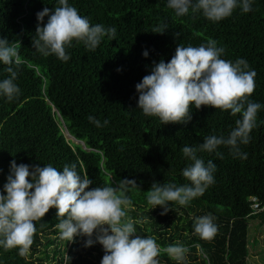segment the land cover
I'll use <instances>...</instances> for the list:
<instances>
[{
	"label": "trees",
	"instance_id": "1",
	"mask_svg": "<svg viewBox=\"0 0 264 264\" xmlns=\"http://www.w3.org/2000/svg\"><path fill=\"white\" fill-rule=\"evenodd\" d=\"M69 3L92 24L117 31L115 39L105 36L94 52L74 41L67 49L70 59L64 62L54 55L44 57L32 43L40 23L37 13L44 8L54 11L57 0H0V37L20 43L22 60L16 80L20 95L11 102L0 98V191L13 160L17 165L51 164L61 170L75 163L77 171L93 181L90 188L135 180L137 185H130L126 193L132 200L127 218L133 220L136 235L152 237L159 244L160 264H177L167 254V248L177 244L189 250L185 264H249L251 221L264 224V210L255 211L252 200L256 197L264 204V109L257 114L250 143L241 145L247 159L235 158L223 146L219 149L223 158L198 152L205 164L209 160L216 164L214 184L189 206L169 202L173 210L161 215L160 206L151 210L147 203L152 184L190 183L182 175L191 163L182 147H199L209 135L227 136L241 116L202 106L191 109L192 119L186 125L162 124L138 109L136 84L155 63L169 62L179 45L198 47L211 38L225 49L223 59L247 60L256 73L249 99L264 104V0H255L253 11L237 9L220 22L191 11L178 17L167 0ZM160 24L167 30L153 33ZM5 68L0 64V79L8 76ZM90 115L101 125L104 120L109 123L97 127ZM66 131L80 143L68 139ZM56 212L51 208L36 222L33 244L24 255L18 248H0V264H101L105 252L99 243L85 247L87 237L60 239ZM207 214L218 226L210 240L194 232L195 219Z\"/></svg>",
	"mask_w": 264,
	"mask_h": 264
},
{
	"label": "clouds",
	"instance_id": "2",
	"mask_svg": "<svg viewBox=\"0 0 264 264\" xmlns=\"http://www.w3.org/2000/svg\"><path fill=\"white\" fill-rule=\"evenodd\" d=\"M57 3L59 6L54 11L44 8L37 13L40 23L32 43L44 57L54 55L67 62L70 59L67 49L74 41L94 52L105 36L115 39V27L92 24L69 0H57ZM254 3L255 0H167V7L178 17L191 11L202 14L209 21L220 22L231 17L237 9L242 13L253 11ZM45 17H48L46 24L43 23ZM166 30L167 25L160 24L152 32L163 34ZM19 46L20 43L0 37V64L6 66L8 73L7 78L0 79V98L9 102L21 93L16 83L22 64ZM224 53L225 49L218 47L217 41L211 38L198 47L179 45L169 62L155 63L151 73L136 84L138 109L146 116L157 117L162 124L186 125L192 119L191 109L202 106L241 116L227 136L209 135L199 147H182L183 156L191 161L182 175L190 183L152 184L147 191V203L152 206L151 210L160 206L161 215L173 210L169 202L189 206L214 184L216 164L212 160L205 164L198 152L215 153L223 158L219 151L223 146L235 158L247 159L241 145L250 143L251 132L257 127V114L264 109V104L249 99L255 90L256 73L247 60H225ZM143 56L147 58L149 52L145 50ZM88 119L97 127L109 123L104 120L101 125L91 115ZM92 184L88 175L77 171L75 163L61 170L51 164L44 167L17 165L13 160L7 182L0 191V248L5 251L18 248L19 254L24 255L33 244L36 222L55 208L60 218L55 225L60 239L72 242L77 236L87 237L85 247L99 243L105 252L101 264H160L161 249L155 239L136 235L133 220L127 218L126 210L132 200L126 193L130 185H137L136 181L124 179L118 187L90 188ZM217 231L215 217L211 214L194 221V232L201 239L210 240ZM188 251L179 244L167 248V254L177 264H185Z\"/></svg>",
	"mask_w": 264,
	"mask_h": 264
},
{
	"label": "rangeland",
	"instance_id": "3",
	"mask_svg": "<svg viewBox=\"0 0 264 264\" xmlns=\"http://www.w3.org/2000/svg\"><path fill=\"white\" fill-rule=\"evenodd\" d=\"M67 138L72 139L75 143H80L68 136V132L66 131ZM156 238H163L159 236L157 233L153 235ZM250 257L249 264H264V224H261L258 220L251 221V229H250ZM257 240V242H255ZM158 247L159 244L157 243Z\"/></svg>",
	"mask_w": 264,
	"mask_h": 264
},
{
	"label": "built area",
	"instance_id": "4",
	"mask_svg": "<svg viewBox=\"0 0 264 264\" xmlns=\"http://www.w3.org/2000/svg\"><path fill=\"white\" fill-rule=\"evenodd\" d=\"M252 200L254 202L253 208L255 211H263L264 210V204H261V202H259V200L256 197L252 198Z\"/></svg>",
	"mask_w": 264,
	"mask_h": 264
},
{
	"label": "bare ground",
	"instance_id": "5",
	"mask_svg": "<svg viewBox=\"0 0 264 264\" xmlns=\"http://www.w3.org/2000/svg\"><path fill=\"white\" fill-rule=\"evenodd\" d=\"M68 136H70L71 137V135L68 133Z\"/></svg>",
	"mask_w": 264,
	"mask_h": 264
}]
</instances>
